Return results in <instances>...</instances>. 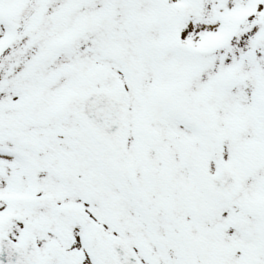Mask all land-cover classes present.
<instances>
[{
  "label": "snow or ice",
  "instance_id": "1",
  "mask_svg": "<svg viewBox=\"0 0 264 264\" xmlns=\"http://www.w3.org/2000/svg\"><path fill=\"white\" fill-rule=\"evenodd\" d=\"M0 264H264V0H0Z\"/></svg>",
  "mask_w": 264,
  "mask_h": 264
}]
</instances>
